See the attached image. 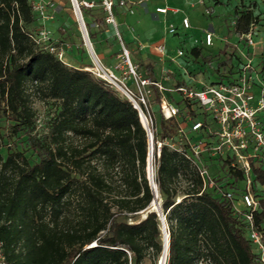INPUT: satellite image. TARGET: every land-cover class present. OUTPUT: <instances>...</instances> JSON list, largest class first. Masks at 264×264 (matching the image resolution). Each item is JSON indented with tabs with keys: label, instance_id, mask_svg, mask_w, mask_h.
<instances>
[{
	"label": "trees",
	"instance_id": "16d2710c",
	"mask_svg": "<svg viewBox=\"0 0 264 264\" xmlns=\"http://www.w3.org/2000/svg\"><path fill=\"white\" fill-rule=\"evenodd\" d=\"M97 1L96 8L79 5L88 38L92 44L99 36L106 47L116 45L109 53L116 57L124 39L118 23L120 38L114 27L108 32L106 11ZM116 6L118 0L113 13ZM257 6L251 0L235 8L238 36L264 26V10L257 13ZM37 18L33 0H0V238L6 264H145L146 259L157 264L164 249L162 221L151 206L148 136L138 110L112 83L86 68L92 62L68 64L37 42ZM190 52L199 55L200 49L193 46ZM100 61L109 67L106 59ZM121 61L124 69L114 75L120 79L125 72L124 85L145 111L135 78ZM130 61L136 74L151 82L146 105L153 124L152 104L160 113V130L153 133V179L168 233L165 264H262L248 222L225 197L228 191L241 194L246 176L231 164L233 156L212 152V117L181 95L174 104L177 114L165 118L160 103H171L172 95L154 84L160 80L150 63L141 57ZM232 68L225 74H238L241 67ZM180 86L187 85L175 83V89ZM36 98L54 105L41 133ZM197 120L202 127L192 130ZM198 141L201 150L195 154ZM211 165H218L211 175L199 173ZM250 167V190L258 196L264 191V159L251 161ZM260 202L254 224L264 240V197Z\"/></svg>",
	"mask_w": 264,
	"mask_h": 264
},
{
	"label": "rangeland",
	"instance_id": "374dc122",
	"mask_svg": "<svg viewBox=\"0 0 264 264\" xmlns=\"http://www.w3.org/2000/svg\"><path fill=\"white\" fill-rule=\"evenodd\" d=\"M52 1L54 6L48 10L46 17H41L36 12L38 18L35 21L37 26L35 32L39 29H45L48 32L51 42L57 47V51H60V59L63 61L75 66L89 65L92 62V66L86 68L96 71L98 65L84 43L71 0ZM77 1L79 3L81 1H92L93 6L91 8L99 6L97 0ZM250 1L203 0V4H198L197 0H166V6L177 9V13H169L163 20L159 14L151 15L154 11L149 9V7H147V11H143L140 14L135 9L133 19L130 16L132 14H128L127 19L119 25L121 36L124 39V45L129 51V57L135 59L141 57L144 62L150 63L155 77L165 87V96L171 94L173 98L171 103L176 104L181 98V94L175 89L176 82H183L187 86L192 87L204 86L220 80L227 82L228 79H232L237 75L236 72L230 76L225 74L228 72L230 64L233 65L232 70L236 71L238 69L237 65L242 67L243 63L250 60L252 67L255 68L254 75L258 77L259 81L264 78V73L261 71L264 66V26L257 25L252 31V39L259 46L257 50L247 45L244 38L233 31L235 8L237 6L241 8V3L248 4ZM257 2L258 6L255 11L259 13L264 10V2L263 0H257ZM183 17H187L189 20L190 27L187 29L182 26ZM137 18H139L138 21H136ZM88 20L86 17V21ZM90 20L92 21V18ZM120 20L119 18L117 19L118 23L121 22ZM170 24L174 25L175 33L169 32ZM91 25L95 29L94 21L91 22ZM206 31L212 34V43L209 45L205 44L204 40ZM78 35L81 36L82 41ZM97 39L98 41L93 40V44L92 42L90 43L100 65L102 64L100 59H106L109 67L104 70L107 73L113 72V74L118 75V73H114V70L122 71L125 62L123 63L121 59L123 58L125 61L126 59L122 53L116 57L109 56V53L116 48V45L108 48L101 37L98 36ZM159 43H162L165 47L163 54H159L155 50L156 45ZM193 46L200 49L199 55H194L190 52V48ZM179 49L182 50V55H178ZM226 61L227 63H224ZM125 75V72H123L120 78L121 82L125 83L129 80V78H125ZM120 81H116L118 86H114L125 95L122 90L123 84ZM140 89L142 88L140 87ZM33 105L38 114L37 132H44L47 130L50 118L54 113V105L42 102L38 98L34 99ZM152 108L155 117L153 132L156 134L160 130V113L156 109L157 105L152 104ZM150 114L152 116V113ZM146 115L148 120H150L148 113ZM199 119H202V115L199 116ZM184 130L187 131V128ZM192 134L195 135L196 132ZM9 142L13 143V137H10ZM155 142L153 140V151ZM157 146H159L158 143ZM217 167L218 165H211L207 169L208 174L211 175L212 171L215 168L217 169ZM257 197L259 199L264 197V191ZM127 219L130 220L131 218L128 217ZM145 264H151V260L146 259Z\"/></svg>",
	"mask_w": 264,
	"mask_h": 264
},
{
	"label": "built area",
	"instance_id": "2783aa9c",
	"mask_svg": "<svg viewBox=\"0 0 264 264\" xmlns=\"http://www.w3.org/2000/svg\"><path fill=\"white\" fill-rule=\"evenodd\" d=\"M75 5L78 8L80 17L83 21L79 5L86 7H92L93 2L74 0ZM104 10L106 11L105 21L106 23L112 24L116 29V34L120 38L117 30V22L113 13V2L114 0H101ZM141 0H118V4L121 7H126L128 12L133 13V5L140 3ZM198 4H203V0H197ZM54 6L52 0H45L33 3L34 10L41 17H46L48 10ZM173 13L178 12L177 9H170L166 6L155 7V12L159 14H165L167 11ZM84 30L87 33L84 21ZM183 28H189L190 23L187 17L182 18ZM169 32L175 33V27L173 24L169 25ZM88 36V34H87ZM247 45L254 47L256 45L254 39H252V32H248L243 36ZM35 38L37 42L46 45V47L56 52L60 57V51H57V47L51 42L50 35L45 29H39L36 32ZM205 44L209 45L212 43V34L206 31L204 34ZM90 42V41H89ZM91 44V43H90ZM122 55L127 61L128 72L135 78L137 90L139 92V100L143 103L145 111H143L134 98V94L128 89L123 82L118 79L113 72L107 73L106 67L96 58L94 53L93 58L95 59L98 68L96 71H92L95 75L100 76L113 85H117L116 81H120L123 85L122 90L126 97L137 106L138 114L141 113L143 118L142 124L146 130L147 136H151L153 139V119L148 111L146 105V96L149 94V90L146 87L151 83L146 78H141L136 74L135 66L132 65L129 57V51L121 43ZM155 50L159 54H163L165 47L162 43L156 45ZM182 50H178V55H182ZM255 68L252 67L250 60L243 63L236 75V78L231 82L219 81L216 83L207 84L199 88L191 86H180L176 90L180 92L183 97L188 99H194L201 106L202 110L209 113L212 120L215 123L214 133V144L211 147L212 152L216 155L225 156L227 154L233 156L234 160L232 165L239 166L246 176V188L239 195H234L231 192H226L225 197L231 201V204L235 211L242 212L245 220L248 222L249 231L248 236L252 244L256 247L260 261L264 264V240L262 233L255 227L254 224V212L262 208L260 199L252 193L250 190V173L251 161H260L264 159V78L258 80V77L254 75ZM264 73V70H263ZM160 90L165 88L159 82H154ZM140 87L142 89H140ZM257 87V89H256ZM160 109L165 118L174 116L178 112V108L166 101L161 100ZM148 113L149 119L146 113ZM140 118V117H139ZM142 123V122H141ZM202 127V122L197 120L191 125L192 130H199ZM160 145V143H158ZM194 153L199 154L201 150V142L198 141L193 146ZM152 173L153 166H152ZM202 176H208L207 170L202 167L199 171ZM209 185L213 184V181L209 179ZM0 264H6V256L4 253L3 241L0 238Z\"/></svg>",
	"mask_w": 264,
	"mask_h": 264
},
{
	"label": "water",
	"instance_id": "95a60500",
	"mask_svg": "<svg viewBox=\"0 0 264 264\" xmlns=\"http://www.w3.org/2000/svg\"><path fill=\"white\" fill-rule=\"evenodd\" d=\"M71 3H72V6H73L74 13L76 15L77 21L79 23L80 30L82 32V37H83L84 43L88 47L89 52L91 53V55L94 56V51H93V49L91 47V44L89 42V38L87 36V33L84 30L83 21H82V19L80 17V13L78 11V8L75 5L74 0H71ZM133 105H134V107L136 109H138L137 106L134 103H133ZM139 117H140V121L142 122V124H144L143 123V118L141 117V113L140 112H139ZM152 151H153V139L149 135V137H148V155H147L146 171H147V178L149 180V184L151 185V188H152V190L154 192V198H153V201H152L151 204H153L152 208H155L158 211V215H160V218H161V221H162V231H163L162 240L164 242V239L166 240V237H167V244H168V233L166 232V226H165V223H164V219H163V216H162V214L160 212V207H159L158 200H157V196L158 195H157V191H156V185H155V182H154V179H153L152 164H151ZM163 248H164V243H163ZM164 259L166 261V258H164Z\"/></svg>",
	"mask_w": 264,
	"mask_h": 264
},
{
	"label": "crops",
	"instance_id": "0c3cea01",
	"mask_svg": "<svg viewBox=\"0 0 264 264\" xmlns=\"http://www.w3.org/2000/svg\"><path fill=\"white\" fill-rule=\"evenodd\" d=\"M34 1L35 2H39L41 0H34ZM166 5H167L166 4V0H141L140 3H137V4L133 5V13H130L128 11L125 12V8L120 7V6H116L114 8L115 19H116V21H117L118 18L121 19L120 20L121 22L118 23V21H117L119 30H121L119 25H121V23H123L124 20L127 19V17L129 16L128 14H132L130 16H131V19H133L134 15H135V9H136V11H138V14H140L143 11H147V7H149V9L154 11V13L152 12L151 15H154V14L157 15L159 13L155 12V7H157V6H166ZM170 9H173V8H170ZM169 13L174 14L172 11L169 10L165 14H159V16L162 17L163 20H165L167 14H169ZM138 19L139 18H137L136 21H138ZM113 27H114L113 25L109 24V31L108 32H113L114 31ZM185 29H187V28H185ZM252 48L257 50V49H259V46L255 45ZM263 70H264V66L262 67L261 71L263 72Z\"/></svg>",
	"mask_w": 264,
	"mask_h": 264
},
{
	"label": "bare ground",
	"instance_id": "6f19581e",
	"mask_svg": "<svg viewBox=\"0 0 264 264\" xmlns=\"http://www.w3.org/2000/svg\"><path fill=\"white\" fill-rule=\"evenodd\" d=\"M152 154H153V151H152ZM151 164H152V155H151ZM167 237H166V240L164 239V249H163V252L160 256V260L158 262V264H165V259L166 258V255H167Z\"/></svg>",
	"mask_w": 264,
	"mask_h": 264
}]
</instances>
